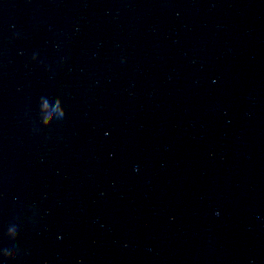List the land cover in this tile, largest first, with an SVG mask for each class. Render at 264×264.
<instances>
[{
  "label": "water",
  "instance_id": "95a60500",
  "mask_svg": "<svg viewBox=\"0 0 264 264\" xmlns=\"http://www.w3.org/2000/svg\"><path fill=\"white\" fill-rule=\"evenodd\" d=\"M0 264H264V0H0Z\"/></svg>",
  "mask_w": 264,
  "mask_h": 264
}]
</instances>
